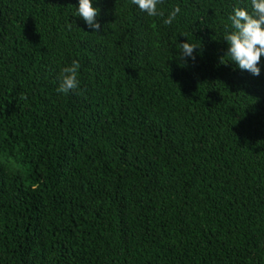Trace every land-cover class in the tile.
<instances>
[{
    "label": "trees",
    "instance_id": "obj_1",
    "mask_svg": "<svg viewBox=\"0 0 264 264\" xmlns=\"http://www.w3.org/2000/svg\"><path fill=\"white\" fill-rule=\"evenodd\" d=\"M76 5L0 0V264H264V67L223 57L249 0Z\"/></svg>",
    "mask_w": 264,
    "mask_h": 264
},
{
    "label": "clouds",
    "instance_id": "obj_2",
    "mask_svg": "<svg viewBox=\"0 0 264 264\" xmlns=\"http://www.w3.org/2000/svg\"><path fill=\"white\" fill-rule=\"evenodd\" d=\"M95 0H77V5L72 13L73 17L81 18L86 26L94 32L101 28L97 22L98 9L93 7ZM166 0H130V6H135L147 17H162L163 25H172L181 13L179 5H170V10H163ZM248 7H234L227 16L228 30L222 39L227 45V51L223 57L235 65L240 71H246L252 76L261 73V58L264 57V0H249ZM70 27V25H69ZM185 38L184 34H181ZM195 40V39H194ZM189 41L179 45V59H195L194 52L200 47L196 42ZM228 62V63H229ZM221 64H227L221 61ZM81 65L77 59L60 69L57 77L56 91L67 95L79 87L78 73Z\"/></svg>",
    "mask_w": 264,
    "mask_h": 264
}]
</instances>
